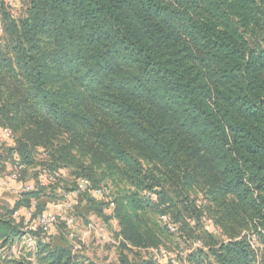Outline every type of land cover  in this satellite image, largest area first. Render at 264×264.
<instances>
[{"label": "trees", "instance_id": "16d2710c", "mask_svg": "<svg viewBox=\"0 0 264 264\" xmlns=\"http://www.w3.org/2000/svg\"><path fill=\"white\" fill-rule=\"evenodd\" d=\"M18 1L0 0V172L23 166L0 264H91L37 221L81 178L73 214L117 221L119 264L164 248L161 223L165 264H264V0Z\"/></svg>", "mask_w": 264, "mask_h": 264}, {"label": "built area", "instance_id": "2783aa9c", "mask_svg": "<svg viewBox=\"0 0 264 264\" xmlns=\"http://www.w3.org/2000/svg\"><path fill=\"white\" fill-rule=\"evenodd\" d=\"M5 5L13 10L15 7L14 0H3ZM13 137L12 132L8 128H2L0 129V143L5 139H11ZM23 168L21 164L18 162L15 163L14 167L12 168L9 173L1 177L0 176V186L5 190H12L10 184L11 182H19L20 180V171ZM91 187L90 181L86 178H81L78 180L76 188L65 194L64 199L62 200V203L60 205V211L58 213L51 212L50 210L43 211L37 216V221L44 231V233H48L52 227H55L59 222H62L65 226L66 231L71 233L68 235L69 239L73 240V247L72 250L78 251L80 249V243H76V241L73 239V236L76 237V233L78 230V219L73 214L74 207L78 204V197L80 193ZM30 187L28 184H24L23 190H29ZM92 192L94 195L99 197H105L107 201L109 202V207H113L112 198L110 196V187L106 184H100L97 187H94L92 189ZM31 209L26 211L27 216L31 215ZM93 218L90 217L88 220V223L86 224V232H90L93 234H96L95 238H98L100 241L102 240L103 243L111 244L112 247H116L119 245L120 241L122 240L121 236H115L112 233H108L105 231V227L100 224L97 220H92ZM162 220L164 222H167L168 219L163 216ZM96 221V222H95ZM168 228L170 231H175V226L168 223ZM31 227H27V230H30ZM213 232H217L214 228H212ZM25 235H27L28 242L33 244V237L30 235L29 232H25ZM75 234V235H73ZM253 240V239H252ZM250 241L251 246L253 249L257 250V246L254 244L253 241ZM199 245V244H194ZM147 254L150 255L151 258V264H165L168 261L175 262L174 260V254L166 251L164 248H149L147 249Z\"/></svg>", "mask_w": 264, "mask_h": 264}, {"label": "rangeland", "instance_id": "374dc122", "mask_svg": "<svg viewBox=\"0 0 264 264\" xmlns=\"http://www.w3.org/2000/svg\"><path fill=\"white\" fill-rule=\"evenodd\" d=\"M15 199H16V195L13 192L5 191L3 189L0 190V202L1 203H4V204L11 206L14 203ZM45 201L47 203L46 204L47 207H49V208L46 207V210L50 209L51 212H56V213H58L60 211V205L62 203V200L46 199ZM92 218H93L92 220L95 219L98 222L103 221L96 216H92ZM161 224H160V228H162V230L164 231V234L162 236V242H163V244H165L162 247H164L169 252H174V250L177 249V243L175 242V240H173V238L166 231V229L162 227ZM85 227H86V223H84V221H82L81 219H78V230H77L76 234L78 236L80 235L79 237H81V235H83V239L85 241H87L86 244H82V246H80L81 250H80V252H78L79 257H81V259L85 260V262L91 263V264H119L116 247H112L111 244L103 243L102 240L100 241L98 238H95L94 241L91 242V244H90L92 237L96 236V234L86 232ZM105 231L108 233H113L112 230H109L106 228H105ZM70 234L71 233L66 231V235H70ZM73 235H75V234H73ZM74 238H76V237L73 236V239ZM76 243H77V241H76ZM17 245H18V247L23 248L25 251H27L33 244L29 243L28 239H27V235L23 234L19 244L18 243L16 244V247H17ZM128 256H129V262L130 263L138 264L139 259L143 256H144L143 258L146 259V256H148V254L143 252V251L142 252H129Z\"/></svg>", "mask_w": 264, "mask_h": 264}, {"label": "crops", "instance_id": "0c3cea01", "mask_svg": "<svg viewBox=\"0 0 264 264\" xmlns=\"http://www.w3.org/2000/svg\"><path fill=\"white\" fill-rule=\"evenodd\" d=\"M14 2H15V7H16V4L18 3L19 4V1L18 0H14ZM13 11H15V8H14V10ZM2 144H0V145H4V146H9L10 144H11V142H10V140H8L7 138H5L2 142H1ZM9 169H10V165H4V169H3V171H1L0 172V176L1 177H4V176H6L8 173H9ZM10 186H11V188H12V190H5V189H3L1 186H0V190H5V191H9V192H13L16 196L18 195V193L20 192V190H21V187H22V183L19 181H17V182H11V184H10ZM49 208V207H48ZM48 210V209H47ZM50 210V209H49ZM90 217H92V216H90ZM90 219V218H89ZM100 224L101 225H103V226H105V228L106 229H109V230H112L113 232H115V231H117L118 230V224H117V221L115 220V219H111L108 223H104L103 221L102 222H100ZM86 233V232H85ZM84 233V234H85ZM80 236V235H79ZM78 235H76V238L74 239L75 241H77V242H80L81 244H86L87 243V241H85L84 239H83V235H81V237H79ZM67 238H69L68 237V235H67ZM77 239V240H76ZM94 239H95V236L94 237H92V239H91V241H90V244H91V242H93L94 241ZM105 254V253H104ZM117 257H118V255H117Z\"/></svg>", "mask_w": 264, "mask_h": 264}, {"label": "clouds", "instance_id": "9594fccd", "mask_svg": "<svg viewBox=\"0 0 264 264\" xmlns=\"http://www.w3.org/2000/svg\"><path fill=\"white\" fill-rule=\"evenodd\" d=\"M19 6H20V5L17 3V4H16V7H19Z\"/></svg>", "mask_w": 264, "mask_h": 264}]
</instances>
